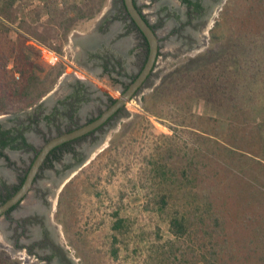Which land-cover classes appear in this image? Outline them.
<instances>
[{
  "label": "rangeland",
  "instance_id": "rangeland-1",
  "mask_svg": "<svg viewBox=\"0 0 264 264\" xmlns=\"http://www.w3.org/2000/svg\"><path fill=\"white\" fill-rule=\"evenodd\" d=\"M42 1L25 0L27 4L26 11L36 7L47 9V6H50L52 9L58 7L55 11V14H57L59 9H67L74 2L79 5H83L85 2V0H44V3ZM138 1L140 5L144 6L143 10L152 23H157L159 15L156 3H152L153 6H151L152 0ZM171 1L174 5H179L178 0ZM112 2L113 0H105L102 10L96 18L80 23L71 32L67 41L63 42L60 37L51 41L52 46H54V50H52L58 54L60 53L59 55L63 57L62 61L67 66L53 90L41 101H45L49 97L61 98L65 94L64 82L71 81L75 71L83 73L87 77L86 79L91 81L94 86L99 87L104 93L119 97V86L114 85L107 75H104L102 79H98L76 64L74 61L75 49L71 42V37L75 32L87 31L97 19L105 15L111 9ZM228 2L229 0H224L223 3L218 4L207 23L195 31L197 41L196 43L193 41L191 47L184 43V37L169 35L166 29L159 31V36L166 40L153 76L137 96L129 102L125 113L114 122L101 143L89 153L83 165L74 169L57 189L53 202L52 218L58 229L61 243L68 247V251L73 255L77 264H146L148 262L152 264L148 260L150 253L152 259L158 260L159 258L156 257L155 253L150 252L153 242L151 243L146 237L141 239L138 236L143 232L153 231L154 227L159 224L163 230V237L174 239L168 231L167 224L161 223L158 212L155 209L147 208V203L156 193L160 192L159 187L167 189L170 196L173 197L174 195V200L185 198L188 200V197H192L190 190L192 189L193 192L199 193L196 194V197L200 204L210 201L208 198L211 197V190L214 189V179L212 177L203 182L202 180L193 182L192 184H197L198 187L196 189L187 188L186 191L179 188L178 178L176 177L183 179L182 167L186 165H199L204 171L209 172L213 171L214 166L219 164L205 159L206 152L202 149V143L197 142L194 132H191L193 131L192 128H185L178 120L169 116L170 112H168L165 99L172 97L175 103L183 106L185 91L197 90L196 86L200 85L197 84L200 79L208 82L212 80L208 78V75L212 77L221 71L222 67L218 66L219 69L217 70L219 71L216 70L213 74L214 71L209 66L204 68L197 66L199 64L192 60L197 59L212 48L214 54L211 59L217 65L220 61L218 55L226 53L229 29L236 25L232 17L236 13L235 9L240 3L242 4L241 0H234L233 5L236 4V8L230 7V10H228ZM1 5L2 0H0V7ZM46 9L42 12V19L48 18ZM181 10L182 12L185 11L184 8ZM238 13L239 11H237ZM22 16H24L23 13ZM28 17L33 22L36 15L30 14ZM219 20H222L223 23L219 26V31H215L214 28ZM9 21L11 22V19ZM18 24L19 22L15 23L13 27H17ZM12 37H16L14 31ZM36 61L46 71L52 66L43 56H37ZM208 71L212 72V75ZM201 72L205 74L200 75V79L197 76L198 79L196 77L195 81L193 75L196 76ZM185 76L190 78L188 83L186 81L180 84L175 82L179 77L181 81H184ZM205 82H202L201 85H207ZM210 84L212 83L210 82ZM206 88L204 87L203 90L204 97L194 96L193 99L189 100V104L193 102L191 104L193 111L191 117L193 118H190L195 123L193 127L197 129L202 130L208 124L207 129H210V134H213L215 127L218 128L219 133L215 135L211 147L216 151L221 165L241 167L240 176L244 182L238 184V186L234 184L236 179L227 178L225 173L218 177V181L223 183L222 200L214 202L213 208L217 207L216 209L222 220L229 219L230 221L244 215V211L239 209L244 196V188L241 185L249 186L255 180L254 177H258V173L264 168V97L258 101V104L252 106L254 116L249 121L250 125H248L249 127H258V131L247 135L245 130L241 128L239 131L230 130L227 122L223 120L224 110L216 112L212 108L213 106L205 100L210 91ZM155 92L158 93L155 97L154 110L159 118L146 114L143 109V97L152 95ZM158 95L164 98H158ZM13 115L17 114L13 112L1 115L0 122L9 121ZM249 115H247V118ZM198 117L200 118L198 119ZM243 119L241 118L239 121ZM237 121L235 120L233 123L238 126ZM172 128L178 131L179 136L177 138L181 139L175 138L176 142L167 143L168 138L166 137L173 135ZM235 138H238L240 143H235ZM223 144L228 147L227 150L222 148L224 147ZM231 148H233V151H230ZM243 154L246 155L242 156ZM208 155L213 157L210 152ZM93 161L94 164L90 165ZM150 161L157 165H168V168L176 171L177 174L175 176L170 174L166 183L161 181L160 185L158 179L151 176L152 166ZM193 176L192 173L189 178H193ZM72 179L77 180L76 191L69 203L71 209L66 208V211L62 212L59 218H56L58 200L65 186ZM184 182L186 181L184 180ZM97 191H102V198L99 199L95 196ZM121 194H123L122 202H120ZM246 200L248 198L244 199L245 202ZM223 201L226 208L223 207ZM118 203L123 206L122 215L134 219V225L130 233L132 241H130L131 245L129 244V247L138 246L139 253L138 255L131 254L126 258L123 257L125 255V248H123L121 258L114 260L110 253L111 225L113 221L112 213L116 210ZM64 207H67V205L65 204ZM153 244L157 245V242L155 241ZM23 256L12 250L9 241L0 236V261H14L18 264H25L24 260L19 258Z\"/></svg>",
  "mask_w": 264,
  "mask_h": 264
},
{
  "label": "trees",
  "instance_id": "trees-1",
  "mask_svg": "<svg viewBox=\"0 0 264 264\" xmlns=\"http://www.w3.org/2000/svg\"><path fill=\"white\" fill-rule=\"evenodd\" d=\"M104 1L85 0L83 5L74 2L67 9H59L55 14L58 7L53 9L50 6H47V9L36 7L26 11L25 0H2L0 7V116L28 110L39 104L53 90L66 70L67 65L62 61L63 57L60 55L61 60L52 65L48 71L36 61V57H42L43 48L54 50L51 41L55 38L60 37L63 42L67 41L71 32L80 23L95 19L101 12ZM185 1L192 4L190 0ZM42 2L44 3V0ZM241 2L242 4L240 3L237 8L236 4L233 5L234 0H229L227 4L228 10L230 7L236 8V13L232 17L236 25L229 29L226 53L218 55L219 63L216 65L211 59L214 54L212 48L192 60L199 64L197 66L203 68L209 66L214 71L213 74L219 69L218 66L222 67L221 71L212 77L208 75V78L212 79L208 82L200 79V75L203 76L205 73L193 75L195 81L196 77H199L200 82L197 84L200 85L196 86L197 90L185 91L183 106L175 103L172 97L165 99L170 112L169 116L178 120L185 128H192L191 132H194L197 142L202 143V149L206 152L205 159L219 165H215L213 171L209 172L204 171L199 165H186L182 167L183 179L176 177L179 188L184 191L191 187L196 189L198 185H193V182L198 180L203 182L212 177L214 189L211 190L209 202L200 204L196 197L199 193L193 192L192 189H190L192 197H188V200L186 198L174 200V195L170 196L167 189L159 187L160 192L147 203V208L158 212L161 223L167 224L168 231L174 238L165 239L159 224L153 231H146L138 236L141 239L146 237L151 243L157 242V245L152 243L150 252L155 253L159 259H152L150 253L148 260L152 264H264V168L258 173V177L253 176L255 180L249 186L241 185L244 188V196L239 209L244 211V215L230 221L222 220L217 207L213 208L214 202L222 200L223 183L218 181V177L225 173L227 178H235L234 184L238 186L244 182L240 176L242 170L235 165L220 164L216 151L211 147L215 135L219 133L218 128L215 127L213 134H210V129H207L208 124L202 130L193 127L195 126V123L191 121L193 102L189 104V100L194 96L204 97L203 90L207 87L206 89L210 91L205 100L216 112L224 110L223 120L227 122L231 131H239L241 128L247 135L258 131V127L248 125L254 116L252 106L254 107L264 97V0H241ZM199 5L200 3L197 7ZM44 9L48 15L46 19L41 18ZM237 11H239L238 14ZM30 14L36 15L33 22L29 20ZM17 22H19L18 26L13 27ZM222 23V20L216 23L215 31H219ZM13 31L16 34L15 38L12 37ZM208 73L212 75V72L208 71ZM189 79L185 76V80L181 81L179 77L175 82L188 83ZM202 82L207 85L202 86ZM156 93L158 92L143 97V109L146 114L159 118L154 110ZM158 98L161 97L158 95ZM248 114L250 115L247 118ZM241 118L244 119L239 121ZM235 120H238V126L233 123ZM171 130L173 135L165 136L168 138L167 143L176 142L175 138L179 136L177 130L174 128ZM8 141L12 142L10 138L3 142L7 144ZM234 141L240 143L238 138ZM223 146L222 148L227 150L228 147L224 144ZM230 151H233V148ZM209 152L213 154V157L208 155ZM244 155L246 154L242 156ZM92 164L94 161L90 165ZM150 164L151 176L156 177L160 185L161 181L166 183L170 174L173 176L177 174L176 171L170 170L168 165H157L152 161ZM192 173L193 178H189ZM76 180L72 179L62 191L58 200L56 218H59L66 208L71 209L69 203L76 191ZM95 196L102 198V191H97ZM245 198H248L246 202ZM122 201L123 194L120 195V202ZM65 204L67 207H64ZM223 207L226 208L224 201ZM121 210L123 206L118 203L116 210L112 213L110 253L114 260L121 258L123 248H125L123 257L126 258L131 254L139 253L138 246L129 247L132 241L130 233L134 219L123 216ZM0 264L18 263L0 261Z\"/></svg>",
  "mask_w": 264,
  "mask_h": 264
},
{
  "label": "flooded vegetation",
  "instance_id": "flooded-vegetation-1",
  "mask_svg": "<svg viewBox=\"0 0 264 264\" xmlns=\"http://www.w3.org/2000/svg\"><path fill=\"white\" fill-rule=\"evenodd\" d=\"M190 1L192 4L178 0L177 6L171 0H152L150 5L156 3L159 15L157 23H152L144 6L135 0L160 42L156 64L143 88L153 76L166 40L159 36V31L166 29L169 35L182 36L184 43L191 47L192 42L197 41L195 31L207 23L215 7L224 0ZM111 5L105 15L84 31L81 39L76 38L75 44L79 48L75 59L90 75L98 79L107 75L119 86V97L104 93L83 73L75 71L72 80L64 82L65 94L61 98L49 97L13 115L9 121L0 122V207L22 189L46 144L100 118L144 69L149 56L147 39L131 19L123 0H113ZM128 104L92 132L52 149L40 165L29 191L0 215V236L9 241L11 249L18 255H24L19 258L25 264H77L68 247L61 243L52 218L55 194L63 180L83 165L89 153L101 143L114 122L125 113ZM9 138L12 142H3Z\"/></svg>",
  "mask_w": 264,
  "mask_h": 264
},
{
  "label": "water",
  "instance_id": "water-1",
  "mask_svg": "<svg viewBox=\"0 0 264 264\" xmlns=\"http://www.w3.org/2000/svg\"><path fill=\"white\" fill-rule=\"evenodd\" d=\"M123 1L131 19L149 43V56L144 69L138 76L137 80L130 86V88L123 94V96L110 109L104 112V114L100 118L73 132L54 138L48 144L45 145L44 149L41 151L38 158L36 159L24 186L15 196H13L2 207H0V215L9 208L16 205L29 191L40 165L43 163L48 153L52 149L64 142L84 136L103 125L113 114H115L120 108L125 106L134 98V96L143 88L144 82L153 71L159 52V37L152 28L151 24L147 22L144 15L139 11L135 0Z\"/></svg>",
  "mask_w": 264,
  "mask_h": 264
},
{
  "label": "built area",
  "instance_id": "built-area-1",
  "mask_svg": "<svg viewBox=\"0 0 264 264\" xmlns=\"http://www.w3.org/2000/svg\"><path fill=\"white\" fill-rule=\"evenodd\" d=\"M42 56L50 65H55L61 60L60 55L49 48H43Z\"/></svg>",
  "mask_w": 264,
  "mask_h": 264
},
{
  "label": "crops",
  "instance_id": "crops-1",
  "mask_svg": "<svg viewBox=\"0 0 264 264\" xmlns=\"http://www.w3.org/2000/svg\"><path fill=\"white\" fill-rule=\"evenodd\" d=\"M85 34V32H75L73 35H72V37H71V42H72V44H73V46H74V49H75V54H76V52H77V49L79 48L78 47V45L77 44H75V40H76V38L79 36V38L82 36V35H84ZM78 39V38H77ZM81 39V38H80ZM74 61L76 62V64L78 65V66H80L79 64H78V62L76 61V59L74 58Z\"/></svg>",
  "mask_w": 264,
  "mask_h": 264
},
{
  "label": "bare ground",
  "instance_id": "bare-ground-1",
  "mask_svg": "<svg viewBox=\"0 0 264 264\" xmlns=\"http://www.w3.org/2000/svg\"><path fill=\"white\" fill-rule=\"evenodd\" d=\"M128 104V103H127Z\"/></svg>",
  "mask_w": 264,
  "mask_h": 264
}]
</instances>
